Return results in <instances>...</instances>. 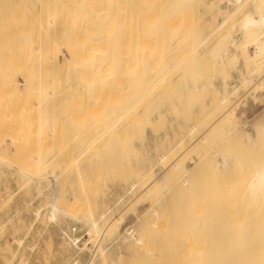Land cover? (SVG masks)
<instances>
[{
	"label": "rangeland",
	"instance_id": "obj_1",
	"mask_svg": "<svg viewBox=\"0 0 264 264\" xmlns=\"http://www.w3.org/2000/svg\"><path fill=\"white\" fill-rule=\"evenodd\" d=\"M228 1L0 0V264H238L246 257L240 245L258 246L263 213L242 192L264 162V62H228L227 79L238 66L246 77L229 106L216 97L212 111L210 95L191 91L196 82L218 83L209 50L224 33H240L254 10L252 0L237 10ZM55 12L58 21L47 26ZM105 33L114 34L116 54L106 93L97 57ZM36 47L53 49L57 61L41 65ZM26 80L53 84L56 94L41 97L39 109L37 93L21 90ZM51 128L55 136L46 139ZM147 153L154 156L144 166ZM40 164L57 176L25 170ZM73 204L76 217L68 214ZM55 205V217L45 218ZM96 219L98 232L87 224ZM135 235L147 243L135 244ZM236 240L243 243L229 249Z\"/></svg>",
	"mask_w": 264,
	"mask_h": 264
},
{
	"label": "bare ground",
	"instance_id": "obj_2",
	"mask_svg": "<svg viewBox=\"0 0 264 264\" xmlns=\"http://www.w3.org/2000/svg\"><path fill=\"white\" fill-rule=\"evenodd\" d=\"M103 1H111V0H103ZM244 2H246V0H232V1H228V3H229V6H227V9H231L232 7H235L236 9L235 10H237V7H239L240 8V6L244 3ZM252 3H253V5H254V10L253 11H250V12H248L247 14H245V15H243V17H242V19H241V21H240V33H238V34H235L234 32H231V31H228V32H226V33H224L222 36H220V38L213 44V46L210 48V50H209V56H210V58H211V61H212V65L214 66V69H217L218 71H219V73H220V78H219V80H218V83L215 81V80H213V78L211 79L210 78V80H208L207 82H205L204 84H201L200 86H198L195 82V84L194 85H192V87H191V91L193 90L195 93H198V94H200L201 95V97L202 96H205V95H210V98H211V101H210V103L209 104H207L208 106V108L209 109H211L212 111L214 110V103H213V99L215 98V100H216V97L217 98H219V100H220V103H219V105L221 106L222 104L225 106V105H228L227 103L229 102V101H231L232 99L231 98H233L232 96L234 95V93H236L237 92V90H238V87H239V82H245L246 81V77H245V75H244V72H243V68H241L240 66H238V69L236 70L237 71V73L235 74V75H233L232 76V80L230 79H227L226 78V74H224V70H225V68H226V66H227V64H228V62L231 60V59H236V61L239 63L240 62V60H241V58L242 57H245V59L248 61H252L256 66L258 65V66H260V68H261V65H259V64H262L263 65V62H264V0H252L251 1ZM228 5V4H227ZM170 7L168 8V10H167V12H168V14L167 15H172V17H173V15L175 14V12H177V10H178V7L176 6V5H169ZM231 6V7H230ZM229 7V8H228ZM242 7V6H241ZM226 9V8H225ZM58 13H59V11H57ZM57 12H55V13H52V15L51 16H49L48 17V25L47 26H53V25H55L56 24V22L58 21V19H59V17H60V15L57 13ZM232 12L233 11H229L228 10V18L232 15ZM58 15H59V17H58ZM171 17V16H170ZM226 17V18H227ZM79 19H81V18H77V20H79ZM228 20V19H227ZM224 21V20H223ZM221 23V22H220ZM94 35V34H93ZM92 35V36H93ZM96 35V34H95ZM111 35H114V34H111ZM110 35V33L108 34V35H106V33H105V36H104V40H102L103 42V47H101L100 49L103 51H101L100 49H99V46L101 45H95L94 47H98V48H94L92 45H91V47L93 48V49H91L90 51H92V50H98L99 52H102V53H100L101 55H99L98 53V55H97V57L98 56H100V58L99 59H101L102 58V60H103V63H101V64H103L104 65V69L102 70V71H104V72H102V74L101 73H98L99 75H102L101 77L99 76V78H101L100 79V81H101V83H103V84H101L102 85V87L104 88L103 90H104V92L106 93V92H110L112 89H113V87H114V82H113V79H114V73H113V70H114V61H115V59H116V54H115V48H114V41H113V39H114V36H111ZM88 36V35H87ZM97 36V35H96ZM82 37V36H81ZM89 37V36H88ZM103 37V36H102ZM99 38H101V37H99ZM113 38V39H112ZM86 39V38H85ZM76 40H77V38H76ZM85 41V40H84ZM84 41H82V42H84ZM92 41V40H91ZM91 41H89V42H91ZM94 42H96V41H94ZM93 41H92V44L94 43ZM52 43V42H51ZM81 43V42H80ZM98 43V42H97ZM100 43V42H99ZM81 46V45H80ZM115 46H116V44H115ZM249 46H254V54L253 55H250L249 53H248V48H249ZM69 48H71L69 51H70V55H71V59L72 60H74L75 61V59H74V57H75V55L78 53V51H77V53H76V51H74V49L75 48H72V46L71 47H69ZM81 48H83V47H81ZM80 48V49H81ZM103 48V49H102ZM79 49V50H80ZM89 51V52H90ZM97 51V52H98ZM36 52L38 53V57L40 58V64L41 65H43V66H45L46 68H49L55 61H57V57H56V54H55V52H54V50L53 49H46V50H43V49H41V48H37L36 47ZM86 52V51H85ZM84 54V53H83ZM88 54V53H87ZM92 54V53H91ZM78 56V55H77ZM87 56V55H86ZM84 57V56H83ZM93 57V56H92ZM86 58V57H85ZM88 58V57H87ZM82 59H84V58H82ZM89 59V58H88ZM91 60V59H90ZM88 61V60H87ZM94 61V60H93ZM84 62V61H83ZM92 62V61H91ZM85 63V62H84ZM98 64H100V63H98ZM90 65V64H89ZM243 65V64H242ZM260 68H259V70H260ZM255 69L257 70V68L255 67ZM255 69H252L251 71H255ZM258 72V71H257ZM96 73H97V71H96ZM95 73V74H96ZM93 74V73H92ZM88 75V74H87ZM91 75V74H90ZM92 76V75H91ZM97 76V75H96ZM86 77V76H85ZM216 77V76H215ZM99 78H96V80L98 79L99 80ZM89 79V78H88ZM215 79V78H214ZM90 80V79H89ZM27 81V83L25 82V85H24V88L23 89H21V90H24V91H26V90H30V92L33 94H35V93H37L36 94V96L37 97H43L44 98V100H48V99H51V97L54 95V94H56V90L54 89V87L55 86H53V84H51V85H48V86H41V81L39 80L38 82H40V83H37V85L36 86H33V87H31V85L32 84H30V81L29 80H26ZM85 81H86V79H85ZM93 81V80H92ZM100 81H99V83H100ZM66 83V82H65ZM93 83V82H92ZM96 83V82H95ZM98 84V83H97ZM262 84V83H261ZM15 85H16V87H17V83H15ZM86 85V84H85ZM93 85V84H92ZM92 85L91 86H87L86 85V90L88 89V88H90V89H93V87H92ZM258 85V84H257ZM262 86V85H261ZM92 87V88H91ZM99 87H100V85H99ZM190 87V86H189ZM253 87V86H252ZM100 89V88H99ZM250 89V88H249ZM102 90V89H101ZM99 91V90H98ZM103 92V91H102ZM103 92V93H104ZM88 93V95H90L89 93H92L90 90H89V92H87ZM254 95V94H253ZM39 98V99H40ZM209 98V99H210ZM42 102H44L45 103V101H42V98H41V100L40 101H38L36 104H35V106H37L39 109L40 108H42V106H43V104L44 103H42ZM229 106V105H228ZM206 107V106H205ZM217 107V106H216ZM222 107V106H221ZM233 107V106H232ZM231 107V108H232ZM222 110V109H221ZM220 110V111H221ZM230 110H232V109H230ZM179 111V110H178ZM219 111V112H220ZM162 112V111H161ZM221 112H223V111H221ZM229 112V111H228ZM231 113H233V111H230ZM229 112V113H230ZM173 113V112H172ZM164 114H165V112H164ZM180 114V113H179ZM226 114H227V112H226ZM162 115H163V113H159V115H158V119L159 118H161L162 117ZM181 115V114H180ZM232 115V114H231ZM227 116V115H226ZM222 117H224V114H223V116ZM221 117V118H222ZM234 118H235V116H234ZM217 120V119H216ZM175 122V121H174ZM227 123V122H226ZM212 126V125H211ZM53 128H51V129H49L48 130V132H50V133H48V134H46L45 135V138L47 139V138H50V137H52L53 135L55 136V134H52V132H53ZM194 130H195V127L194 126H192L191 127V131L192 132H194ZM205 134V133H204ZM203 134V135H204ZM245 136H244V139H245V142H246V144L248 145V146H251L252 148H255V149H257L258 148V146L260 145V143L258 144V142L256 141V139H255V137H254V135L250 132V131H246L245 132V134H244ZM260 135H261V137H262V141H261V148H262V151H263V154H264V126H262L261 128H260ZM163 136V135H162ZM205 136V135H204ZM204 136H203V138H204ZM203 138H202V140H203ZM158 139V138H157ZM207 139V138H206ZM168 143V142H167ZM172 143V142H171ZM170 144V143H169ZM143 145H144V143H143ZM159 145V144H158ZM167 146V145H166ZM162 147V146H161ZM153 148V147H152ZM170 148L172 149L173 148V145L171 146V144H170ZM156 149L158 150L159 149V146H157L156 147ZM142 150V149H141ZM150 154V153H149ZM154 154V153H153ZM153 154H151V155H153ZM143 155V154H142ZM154 156V155H153ZM153 156L151 157V156H148V153L147 154H145L144 156H141L142 157V159H140V163L142 164V165H146L147 163H149V161H150V159L151 158H153ZM159 157V156H158ZM164 157V156H163ZM228 156L227 155H225V156H223V160H222V162H221V164H220V167H225V166H227L228 165ZM155 159V158H154ZM7 160V159H6ZM3 162V161H2ZM15 163V162H14ZM40 166V170H36V169H33V170H28V169H26L25 167H23V168H25V170H27V172H31V175H32V173H36V171H39V172H41L43 175H44V179H46L45 177H47V179L49 178V177H51V176H53V175H56V171L54 170V168H51V167H47V166H42L41 164L39 165ZM175 167H178V164H174V168ZM22 168V169H23ZM21 173H22V171H21ZM36 175V174H35ZM35 175H33V176H35ZM42 175V176H43ZM33 176H32V178H33ZM57 176V175H56ZM31 177V176H30ZM31 178V179H32ZM35 178H36V176H35ZM41 178V177H40ZM37 179H39V178H37ZM42 179V178H41ZM46 179V180H47ZM35 180V179H34ZM184 182H187L186 180H184ZM52 183V182H51ZM54 186V185H53ZM54 190H53V187H52V192H53ZM242 196H243V198H245V200L247 201V203L249 204V205H251L252 207H254L255 208V210L259 213V214H261V213H263L262 215H263V217H264V162L263 163H261V164H258V165H256V167H255V170H254V173H253V175H252V177L250 178V180L247 182V184H246V186H245V188H244V190H243V192H242ZM52 197H54L53 195H52ZM57 198V197H56ZM53 199V198H52ZM55 199V198H54ZM57 200V199H56ZM50 202H51V200H50ZM58 202V201H57ZM56 203V202H55ZM55 203H53V205L55 204ZM52 204V203H51ZM61 203H58L57 205L59 206ZM74 205H76V204H73V205H71V206H73V207H71V206H69V207H71L70 208V210H68V211H71L70 213H68V214H72L73 212L72 211H74L76 208H78L77 206H74ZM68 206V205H67ZM56 205L54 206V207H52L50 210H48L47 212H45V215H44V217L45 218H52V217H55V213H56V211L55 210H57L56 208ZM76 207V208H75ZM58 208V207H57ZM65 208H67L66 206H65ZM72 208H73V210H72ZM61 209V208H60ZM69 209V208H68ZM59 210V209H58ZM60 211V210H59ZM76 211V210H75ZM255 211V212H256ZM58 212V211H57ZM61 212H63V210L61 211ZM63 213H65L66 214V212L64 211ZM257 213V216L256 217H258V214ZM67 214V216H69ZM75 214V212L72 214V215H74ZM256 214V213H255ZM101 215H103V214H100V216ZM75 216V215H74ZM74 216H72V217H74ZM69 217H71V216H69ZM71 217V218H72ZM76 217V216H75ZM255 217V216H254ZM261 218V221H259L260 223L262 222V219H263V221H264V218ZM82 218V217H81ZM84 218V217H83ZM100 218V217H99ZM77 219V218H76ZM259 219V218H258ZM80 220V219H79ZM121 220H122V218L121 217H118L117 219H116V221L117 222H121ZM254 220H256V219H254ZM260 220V219H259ZM98 221V222H97ZM103 221V220H102ZM83 222V221H82ZM85 222V221H84ZM119 222V223H120ZM87 224H89L90 225V228H92L94 231L95 230H97V232H98V229H100V226L98 225V224H100V221L99 220H97L96 219V222H92V221H90V222H88ZM263 224H264V222H263ZM261 225H262V223H261ZM98 226H99V228H98ZM259 227V226H258ZM262 228H264V226L262 227L261 226V228L260 229H262ZM260 229H259V231H260ZM262 231H264V229H262ZM236 234V233H235ZM258 234L260 235L261 234V232L259 233L258 232ZM232 235V234H231ZM239 234H236V235H234V232H233V236H236V237H239L238 236ZM255 235H257V233L256 234H254L253 236H255ZM264 234H263V232H262V234H261V238H264V236H263ZM258 236V235H257ZM263 236V237H262ZM146 238V237H145ZM145 238H144V236H142V235H135V237H134V241H135V244H138L139 246H144V240H145ZM258 238V237H257ZM261 238H259L260 239V241L258 240V242L260 243L261 242ZM239 240H236V241H232V242H234V243H232L231 244V246L229 247V249L231 248L232 249V247H233V249L232 250H234L235 251V249H234V247H235V245L234 246H232L233 244H237V246H239V244L238 243H243L242 242V240L241 241H239ZM251 242L253 241V240H250ZM250 241H248L247 243L252 247V245L254 244V241H253V244L251 245V243H249ZM262 241H263V239H262ZM145 242H146V240H145ZM245 242V241H244ZM256 242H257V240H256ZM255 242V243H256ZM257 242V243H258ZM147 243V242H146ZM240 243V244H241ZM247 243H245V245H244V243L242 244L244 247H241L242 245H240V248L239 247H237L236 246V249L237 248H239V249H246V252H245V250H242V252H243V254H244V256H246V257H242L241 255V253L242 252H240V256H241V258H243L242 260H241V263H242V261L244 260V258H247V256H248V253H249V251H250V249H252V248H250L249 250H248V248L249 247H246L245 248V246H247L248 244ZM258 243V246L255 244V246H257L256 248L255 247H253V251H250L253 255H255V256H251V254L249 255V258L248 259H245L244 260V263L245 264H264V241H263V243H260L259 244ZM248 245V246H249ZM136 246V245H135ZM33 245H31V244H29V245H27V250H32L33 249ZM146 247V246H145ZM145 249V248H144ZM143 249V250H144ZM141 250V249H140ZM236 251H238L237 252V254L239 253V251L240 250H236ZM248 251V252H247ZM247 253V255H245V253ZM255 253V254H254ZM235 255V254H234ZM237 257H238V255H236ZM251 256V257H250ZM232 259V258H231ZM233 259H234V257H233ZM237 259H239V258H237ZM194 260H198V261H200V259H196V258H194ZM188 261V260H187ZM191 261V262H190ZM202 261V260H201ZM197 262V264H202L203 262ZM246 261V262H245ZM189 263H191V264H194V262H193V260H189L188 261V264ZM241 263H238V264H241ZM244 263H242V264H244ZM110 264H115V262H110ZM204 264V263H203Z\"/></svg>",
	"mask_w": 264,
	"mask_h": 264
}]
</instances>
